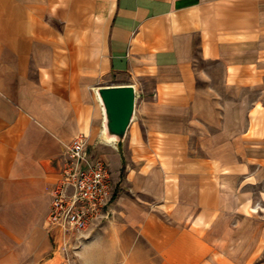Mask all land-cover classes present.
<instances>
[{"label": "crops", "instance_id": "1", "mask_svg": "<svg viewBox=\"0 0 264 264\" xmlns=\"http://www.w3.org/2000/svg\"><path fill=\"white\" fill-rule=\"evenodd\" d=\"M261 1L0 0V264L65 261L64 239L47 228L49 193L72 140L96 137L91 123L103 122L97 121L95 92L109 86H134L140 100L137 126L132 128L134 120L123 140L112 141L111 152L126 162V183L149 197L139 206L148 239L161 248L173 233L170 247L198 256L204 236L218 238L210 229L217 209L227 206L220 192L230 191L231 177L262 183L264 106L256 102L248 110L245 99L227 102L213 88L206 92L211 100L202 98L198 63L224 66L228 92L247 87L253 75L232 61L230 49L247 32L262 30L256 26ZM168 105L181 117L190 113L191 123L168 132ZM232 112H238L235 118ZM200 119L206 167L192 157L190 167H174L152 148L158 138L182 144L199 136ZM93 142L95 155L117 162L104 135ZM91 147L89 142V157L97 158ZM166 176L178 177L177 183L166 185ZM199 176H207V184ZM240 201L246 206V196ZM121 206L132 215L133 205ZM202 217L207 227L200 238ZM188 221L190 230L184 228Z\"/></svg>", "mask_w": 264, "mask_h": 264}, {"label": "rangeland", "instance_id": "2", "mask_svg": "<svg viewBox=\"0 0 264 264\" xmlns=\"http://www.w3.org/2000/svg\"><path fill=\"white\" fill-rule=\"evenodd\" d=\"M262 11L259 18H256V26L260 23L262 30L251 34L247 32L246 37H243L241 44L233 45L230 49L232 61L240 62L246 71H249L252 80L247 81V87L239 90H227L223 82L225 72L224 66L199 61L200 79L199 89L201 96L204 99L211 100L212 97L207 96L206 92L209 89H215L222 94L221 98L225 101H234L240 98L245 99L247 109L249 110L254 103H258L259 107L264 106V0L261 1ZM254 20V19H253ZM252 25H254L252 23ZM250 29V26H248ZM257 77V79L255 78ZM245 89V90H244ZM229 93V94H227ZM96 97V96H95ZM139 99L137 101L139 105ZM97 109V121L103 123H91L94 126L95 136L88 138L92 143L90 152L92 155L101 158V155H95L94 138L100 139L105 130L104 114L102 106L95 98ZM137 105V104H136ZM139 107V106H138ZM138 107L133 123V129L138 124ZM175 105H168L167 119L163 122L164 128L168 132L178 130L179 123H191L187 121L190 113L183 112L184 117H181L180 112L176 110ZM172 110V111H171ZM205 112L200 111L199 117L203 119ZM238 112H232L231 118H235ZM249 120V119H248ZM197 123V122H194ZM198 125L199 136L186 137L182 144H179L176 139L170 138L163 141L158 138L156 144L152 148L156 153L166 154L170 157L167 163L174 164V167L179 165L190 167V158L199 160V167L206 163V144L205 136L201 132L205 129L201 127L204 123L200 119ZM229 124V123H228ZM232 124V123H230ZM108 152L110 156H116L117 162H113L111 158L102 159L107 162L113 180L114 198L111 201L110 208H114L110 220L92 234H87L85 237L80 235L72 236L67 245L62 246L63 256L65 261L63 264H264V176L262 183L254 186L252 180H245L244 177H231L228 184L230 191L220 192V196L225 200L220 199L221 203H226L227 206L219 207L215 214V223L210 229L211 233L218 238L213 241H208L204 236L203 240L199 241V255L179 254L180 249H176L174 240H169V237H174L173 233L163 237L162 247H155L152 241L142 230V214L139 206L142 208L148 205L144 200H148L145 193L138 194L137 191L128 183H126V162L118 157L117 151L111 152L116 144H108ZM113 145V146H112ZM88 154L89 151H88ZM176 155V158H175ZM182 155V158L180 156ZM171 158H174L173 160ZM125 159V158H123ZM117 165V166H116ZM123 167V169H121ZM206 167V165H204ZM118 172V173H115ZM175 178V177H174ZM173 177L166 176L164 182L166 185L177 183L178 177L174 180ZM163 179V177H162ZM214 183L221 184V177H213ZM189 181V180H188ZM190 182V181H189ZM201 184H207V176H199ZM163 183V181H162ZM221 189V188H220ZM246 196V206H240V198ZM121 202H126L133 205L131 210L132 215H128L125 208H122ZM201 210V208L199 209ZM206 211L200 213L205 216ZM140 221V222H139ZM200 224L196 225L198 232L201 235H206L207 218L199 219ZM184 228L190 230V221L185 223ZM170 226V224H168ZM101 234L97 235V232ZM262 231V240L258 238V232ZM177 234V233H176ZM208 244V249L203 252V249ZM158 243V240L156 241ZM173 243V247L170 244ZM62 263V260L57 259L56 264Z\"/></svg>", "mask_w": 264, "mask_h": 264}, {"label": "built area", "instance_id": "3", "mask_svg": "<svg viewBox=\"0 0 264 264\" xmlns=\"http://www.w3.org/2000/svg\"><path fill=\"white\" fill-rule=\"evenodd\" d=\"M88 147L85 135L72 140L60 177L49 193L47 228L62 236L64 246L72 236L94 233L112 215L114 186L109 166L101 158L89 157Z\"/></svg>", "mask_w": 264, "mask_h": 264}, {"label": "water", "instance_id": "4", "mask_svg": "<svg viewBox=\"0 0 264 264\" xmlns=\"http://www.w3.org/2000/svg\"><path fill=\"white\" fill-rule=\"evenodd\" d=\"M102 108L107 138L123 140L134 121L137 91L134 86H109L97 89Z\"/></svg>", "mask_w": 264, "mask_h": 264}, {"label": "bare ground", "instance_id": "5", "mask_svg": "<svg viewBox=\"0 0 264 264\" xmlns=\"http://www.w3.org/2000/svg\"><path fill=\"white\" fill-rule=\"evenodd\" d=\"M95 96H96V98H97L99 104L102 106V102H101V100H100V97H99V94H98L97 91L95 92ZM102 111H103V114H104V110H103V108H102ZM103 135H104V137H105V139H106V141H107L108 143H112V141H114V138H107V137H106V132H105V130H103Z\"/></svg>", "mask_w": 264, "mask_h": 264}]
</instances>
